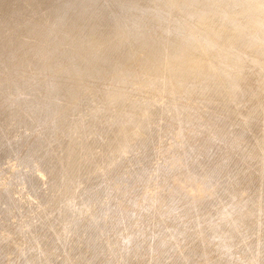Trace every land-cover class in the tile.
Listing matches in <instances>:
<instances>
[{"label":"rangeland","instance_id":"obj_1","mask_svg":"<svg viewBox=\"0 0 264 264\" xmlns=\"http://www.w3.org/2000/svg\"><path fill=\"white\" fill-rule=\"evenodd\" d=\"M0 264H264V0H0Z\"/></svg>","mask_w":264,"mask_h":264}]
</instances>
